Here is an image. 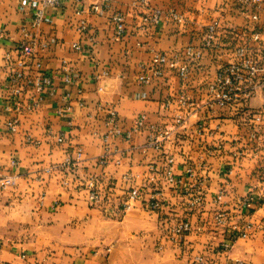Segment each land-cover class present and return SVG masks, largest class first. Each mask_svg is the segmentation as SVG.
I'll list each match as a JSON object with an SVG mask.
<instances>
[{"label":"crops","instance_id":"obj_1","mask_svg":"<svg viewBox=\"0 0 264 264\" xmlns=\"http://www.w3.org/2000/svg\"><path fill=\"white\" fill-rule=\"evenodd\" d=\"M139 1L61 0L45 9L35 32L46 47L28 44L21 55L17 47L29 40L20 29L28 26L36 1L0 0V174L17 177L16 186L0 194V264H192L196 255L206 264H264V200L249 218L237 205L251 190L264 195L259 181L264 92L245 105H206L217 68L230 62L246 38L249 25L242 10L250 8L239 0ZM263 10L259 24L264 27ZM155 11L157 25L143 20ZM115 13L124 17L120 38L111 22ZM213 22H218L214 40L193 62L185 49L201 46ZM158 53L178 66L185 62V77L164 68L160 77L140 83L138 77ZM35 61L51 74L54 93L44 94L29 110L32 92L21 86L17 114L9 108V77L18 71L34 75ZM103 71L108 76L93 82L92 76ZM108 109L117 114L120 135L105 125ZM140 116L143 127L125 139ZM14 118L18 124L11 132L6 124ZM169 168L180 183L166 181ZM197 182L201 204L191 205L184 192ZM89 183L101 196L94 206L87 198ZM130 189L139 190V198L122 213L120 203ZM219 192L223 196L214 204ZM151 196L161 203L157 212L145 208ZM218 210L227 215L222 228L213 222ZM182 220L191 232L173 241L167 230ZM245 222L252 224L250 236L221 253L229 227Z\"/></svg>","mask_w":264,"mask_h":264},{"label":"built area","instance_id":"obj_2","mask_svg":"<svg viewBox=\"0 0 264 264\" xmlns=\"http://www.w3.org/2000/svg\"><path fill=\"white\" fill-rule=\"evenodd\" d=\"M36 7L31 14L30 21L27 27H22L20 32L23 36L27 37L29 41H24L25 43L20 44L17 47V50L21 55L27 51L28 44L36 46V48H45L46 42L40 40V36L35 33L39 27L43 24L45 19V9L46 8H56L60 6L61 0H35ZM246 4L251 9L258 10L264 4V0H239ZM140 3H146L147 0H140ZM252 11V10H251ZM79 13V12H77ZM258 15L253 14L252 20L256 21ZM174 20L177 23H181L182 19L173 15ZM160 13L158 11L153 12L149 16H145L143 20L149 22L153 25L159 23ZM111 22L114 28V35L116 38H120L125 33V23L124 17L120 13H115L111 16ZM218 28V22H213L206 27L203 35V40L201 46L196 49L188 47L185 49V56L188 59H192L193 62L200 59L203 50L209 48L214 40L216 30ZM86 26L84 22H80L79 31L84 32ZM4 34L0 30V37L3 38ZM27 43V44H26ZM73 49L79 51V45H73ZM6 60H9V57H6ZM17 66L24 68V65L18 61ZM35 74L32 76H25L22 71L15 72L12 76L9 77L10 87L8 88V100L10 102L9 108L15 111L17 114L21 111V105L18 101L23 93L21 86L27 87L32 94L29 95V102L26 105V109H34L39 102L42 100L44 94L53 95L54 87L52 83V76L48 74L42 67L39 61L34 62ZM164 68L177 69L179 76L181 78L185 77L187 73V64L184 62L181 65H177L176 61L168 60L163 54H155L152 59V64L147 67L143 74L138 77V81L142 84H147L152 77H160ZM108 73L103 71L101 74H94L92 76V81L97 83L102 78L107 77ZM64 83L69 85L71 83V78L67 74L64 76ZM101 90V88H98ZM264 92V33L260 31L253 30L244 39L243 44L238 47L233 52V57L230 62L225 65H221L217 68L216 73L212 81L207 85V106L218 105V106H231L237 103L247 104L248 101L255 95L256 92ZM67 98V97H66ZM66 111L69 110V107L65 108ZM108 117L105 122V125L111 128V133L113 135H120L118 129V120L117 114L113 109H108ZM182 120L178 119L177 123L180 124ZM18 124L17 118L10 120L6 127L9 131L13 132ZM144 125V117L140 116L136 122L134 128L126 132L124 135L125 139H129L133 132L141 130ZM161 135L158 138L154 139V147L158 149V142L160 141ZM58 143L63 142L62 136H58ZM157 143V144H156ZM80 156V152L77 153V157ZM168 164L173 163V159H168ZM101 164H104V160H100ZM14 165V163H11ZM47 173L50 172L49 169L46 170ZM189 177H193L192 170H187ZM166 181L170 184H178L179 180H175L171 173L170 168L166 172ZM259 181L264 182V160L260 164L259 168ZM17 177L11 174H0V194L6 190H9L16 186ZM66 185V183H63ZM88 193V202L90 205L94 206L100 203L101 196L95 189L93 183H89L87 186ZM201 182L195 183V186H191L184 192V195L189 198L191 205H200L201 204ZM223 196L222 192H219L213 203L217 204L220 202ZM139 198V190L130 189L125 198L120 203V211L124 213L130 208V202H133ZM264 200V195H256L253 190L248 192L245 196L239 198L238 208L239 213L245 217H250L254 206L259 204ZM145 208L148 211L157 212L161 208V203L155 199L154 196H151L148 202L145 204ZM227 221V215L223 211H216L213 222L219 227H225ZM252 228L250 222H245L244 224L234 223L229 227L228 239L225 240L220 246L219 251L221 253H227L230 251L233 243L236 239H246L250 236L249 231ZM260 228L264 231V223L260 225ZM170 236H172L173 241H177L183 238L185 235L191 232V225L188 221H178L177 223L171 225L167 230ZM264 239V237H263ZM24 257V256H22ZM192 264H206V260L200 256L196 255L192 257ZM236 264H241L237 262Z\"/></svg>","mask_w":264,"mask_h":264},{"label":"rangeland","instance_id":"obj_3","mask_svg":"<svg viewBox=\"0 0 264 264\" xmlns=\"http://www.w3.org/2000/svg\"><path fill=\"white\" fill-rule=\"evenodd\" d=\"M239 3H241V4H244V6H246V7H248L247 5L248 4H246V3H244V2H242V1H239ZM239 7H240V9H241V6L239 5ZM262 8L264 9V4L262 5V7L260 8V9H258V10H253V9H251L250 11L249 10H247V8H245L244 10H242V13L244 14H246V18H247V24L249 25L248 26V28H247V35H248V33H250L251 31H253V30H256V31H260V32H262V29H264V27H263V25H261V23L259 24V22H260V15H261V13L262 12H260V10H262ZM264 11V10H263ZM253 14H256V15H258L257 17V20L256 21H253L252 20V15ZM26 244V243H25ZM22 256H25V257H27L26 256V254L25 253H23L22 254ZM41 264H45V262L43 261V262H41Z\"/></svg>","mask_w":264,"mask_h":264}]
</instances>
